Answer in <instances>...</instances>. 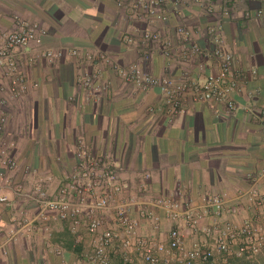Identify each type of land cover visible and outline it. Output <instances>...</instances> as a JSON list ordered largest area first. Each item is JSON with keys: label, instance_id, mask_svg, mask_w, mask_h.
Segmentation results:
<instances>
[{"label": "crops", "instance_id": "crops-1", "mask_svg": "<svg viewBox=\"0 0 264 264\" xmlns=\"http://www.w3.org/2000/svg\"><path fill=\"white\" fill-rule=\"evenodd\" d=\"M176 1L166 0V20L158 21L119 9L114 0H0V34L20 22L45 31L36 61L19 62L28 92L6 107L8 123L0 135V147L18 163L13 171L0 166L9 179L0 181V197L7 198L0 203V264H92L66 223L52 213L42 221L35 206L14 191L16 185L32 190L40 180L53 195L63 176L76 168L79 142L106 155L118 170L125 196L153 212L155 219L148 221L139 207L132 209L140 236L167 243L169 230L178 226L187 248L210 244L181 217L168 219L154 205L159 199L177 202L181 212L192 206L205 226L212 223L204 201L211 196L223 201L222 222L241 223L264 212V121L259 116L264 107V0ZM217 23L234 68L247 75L235 95L236 113L216 116L213 103L188 97L182 113L170 118L157 88L141 89L122 77L123 70L138 65L150 75L177 80L187 69L202 81L216 71L213 59L181 65L177 54L168 62L153 53L145 60L141 35L157 33L178 48L183 35L177 28H183L207 51L212 45L204 30ZM44 50H62L64 56L48 62L40 57ZM71 50L78 55L71 56ZM87 76L91 86L84 85ZM25 167L33 172L25 174ZM227 261L264 264V256ZM109 264L128 263L116 256Z\"/></svg>", "mask_w": 264, "mask_h": 264}, {"label": "built area", "instance_id": "built-area-1", "mask_svg": "<svg viewBox=\"0 0 264 264\" xmlns=\"http://www.w3.org/2000/svg\"><path fill=\"white\" fill-rule=\"evenodd\" d=\"M114 1L119 9H127L137 16L145 14L153 20H166L162 12L166 0ZM179 2L177 0L174 4ZM208 12L212 13L213 10L209 8ZM223 15L229 16L227 9L223 10ZM177 33L183 35L178 48L167 40L163 41L157 33H142L141 39L145 42V47L141 48L143 59L159 53L172 62L177 54L179 63L184 65L209 57L214 61V73L201 81L183 69L182 78L177 80L150 75L138 65H133L121 72L124 80L141 89L157 88L164 111L170 118L182 113L183 103L188 97L195 102L213 103L216 116L236 113L239 106L235 95L246 84L247 75L234 68L232 54L224 50L220 24L207 26L204 30V36L212 45L211 50L207 51L192 42L183 28H177ZM44 35L45 31L38 24L29 22H20L15 30L0 34V135L8 123L6 107L28 92L26 77L19 69V62L36 61L35 52L40 48ZM124 39L128 43L132 41L130 35ZM69 53L73 57L78 55L77 50ZM63 56L62 50H44L40 54L48 62ZM96 56L107 61L103 55ZM251 74L255 75L256 71L252 70ZM83 82L85 86H91L93 80L87 76ZM259 116L264 121V107L259 111ZM76 158V168L63 176L53 195L47 193L40 180L32 190L25 191L21 185H16L14 191L35 206L36 216L42 221L52 213L59 221L66 223L76 243L84 247L90 263L109 264L113 258L120 256L128 264L135 261L145 264H228L231 256L239 259L264 256V212L255 219H246L241 223L222 222L224 204L215 196L204 199L211 208L212 223L209 226L200 224L203 215L190 205H186L181 212L177 202L159 199L154 203L166 211L168 219L181 217L187 226L210 240L209 245L196 242L187 248L178 226L169 230L167 243L140 236L137 224L131 218L132 209L139 207V215L148 221L155 219L154 214L144 203L125 196V188L118 182V170L108 162V157L103 153L95 154L79 142ZM0 166L6 171L18 167L17 161L8 156L4 147H0ZM32 172L30 167H25V174ZM4 180L9 182L8 177L0 173V181ZM6 201V197H0V203Z\"/></svg>", "mask_w": 264, "mask_h": 264}]
</instances>
